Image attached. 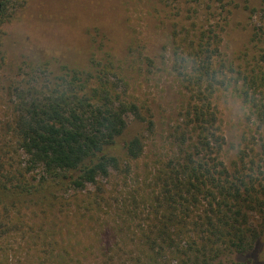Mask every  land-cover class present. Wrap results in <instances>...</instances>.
<instances>
[{
    "label": "trees",
    "instance_id": "1",
    "mask_svg": "<svg viewBox=\"0 0 264 264\" xmlns=\"http://www.w3.org/2000/svg\"><path fill=\"white\" fill-rule=\"evenodd\" d=\"M120 1L130 8L137 7L140 26L149 25L151 15L161 11H168L171 16L170 7L177 12L176 3H180V0H170L174 5L168 0ZM199 1L202 4L198 6V0H183L182 3L195 4L186 9L191 15H185V21L192 25L174 23L166 42L171 58L167 72L174 74L182 99L179 118L159 145L162 154L151 165L145 164L150 178L146 188L139 190L141 200L131 207L146 212L149 223L146 227L139 225L141 231L133 241L130 236H122L123 229L119 227L120 238L106 247L90 246L86 261L247 264L234 257L250 253L264 237L263 167L254 158L246 160L241 152H236L233 168L224 165L225 137L216 119L214 102L225 89L236 95L247 117L263 128V136L253 139L260 142L264 154V0L256 2L254 12L258 13L259 24L251 33L249 52L240 53L233 60L223 51L219 15L233 0H207L205 5V0ZM4 6L2 2L0 13ZM143 36L136 30L134 43L143 40ZM54 78L47 94L30 95L29 99L24 94L16 103L13 131L25 156L26 171L39 168L57 186L80 192L97 184L100 177L109 176L111 171H119L122 160L138 163L144 151L141 136L124 142V157L117 151V139L127 126L128 115L145 120L142 108L135 102H122L119 92L107 81L86 91L85 71H61ZM126 166L129 168L128 163ZM3 182L0 202L10 199L11 207L24 202L30 193L40 192L37 200L42 206V217L48 218L47 221H54L55 217L56 235L69 238L65 243L53 238L52 242L60 248L46 249L45 256L59 264H71V260L80 264L83 255L79 257L74 245H68L76 244L72 242L74 235L63 230L74 216L73 212L68 214L67 203L65 206L60 202L58 195L41 196L42 189L48 188L45 185L32 190L27 181L9 187ZM115 222L120 224L118 220ZM41 237L47 239L49 235L42 231Z\"/></svg>",
    "mask_w": 264,
    "mask_h": 264
},
{
    "label": "rangeland",
    "instance_id": "2",
    "mask_svg": "<svg viewBox=\"0 0 264 264\" xmlns=\"http://www.w3.org/2000/svg\"><path fill=\"white\" fill-rule=\"evenodd\" d=\"M2 2L5 6L0 13V183L10 178L11 182H3L9 187L27 181L32 190L45 185L48 188L42 189L41 196L61 197L59 201L65 206L67 203L68 214L74 213L70 223L63 227L74 235L72 242L76 244L68 245H74L79 257L83 255L80 264H95L86 261L90 246L113 244L120 238L119 227L123 229L122 236H130L133 241L141 231L139 225L146 227L149 223L146 212L131 207L141 200L139 190L146 188L150 178L145 164L151 165L162 154L161 140H166L170 127L179 118L182 96L174 74L167 72L171 58L166 42L174 23L192 25L185 21V15H191L186 9L195 4L180 0L176 3L177 12L170 7L171 16L168 11H161L151 15L149 25L140 26L137 7L130 8L120 0H0V9ZM256 2L259 0H233L226 9L222 7L219 14L223 25L222 47L230 60L247 53L250 47L251 33L259 24L258 13L254 12ZM206 3L207 0L203 5ZM136 30L144 36L134 43ZM103 65L106 67L102 68ZM61 71H85L86 91L109 82L119 92L122 102L137 103L145 116V120H137L128 115L127 126L117 139V151L124 157V142L135 135L141 136L144 151L139 162L122 160L119 171H111L109 176L100 177L97 184L88 185L80 192L57 186L39 168L26 171L25 156L13 131L18 98L24 94L27 99L30 95L47 94ZM214 102L216 119L225 137L224 165L233 168L235 154L241 152L246 160L254 158L264 171L260 142L253 139L263 136V128L252 123L241 101L229 89L218 94ZM39 193H30L24 202L19 201L13 207L10 199H1L0 264H59L48 259L45 251L59 250L53 238H60L63 243L69 238L56 235L55 217L54 221L42 217ZM19 205H22L20 210ZM42 231L48 233L47 239L41 237ZM45 240L52 244H45ZM234 259L264 264V237L253 251L236 255ZM71 264L75 262L71 260Z\"/></svg>",
    "mask_w": 264,
    "mask_h": 264
}]
</instances>
